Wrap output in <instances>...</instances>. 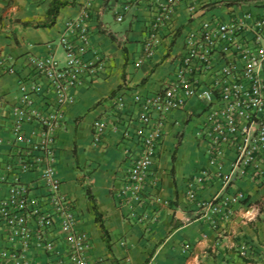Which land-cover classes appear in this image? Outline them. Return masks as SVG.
<instances>
[{
	"label": "built area",
	"instance_id": "1",
	"mask_svg": "<svg viewBox=\"0 0 264 264\" xmlns=\"http://www.w3.org/2000/svg\"><path fill=\"white\" fill-rule=\"evenodd\" d=\"M180 1L168 0L155 14L136 66L154 56ZM95 2L87 0L77 16L64 20L58 39L62 58L49 43L47 54L28 57L29 71L22 73L10 57L0 54V73L19 78L18 95L3 111L11 137H0V144L6 142L10 150L0 171V188L9 185L0 199V264H37L34 251L46 255V264H102V258L92 257L91 234L79 225L76 199L62 191L57 175L58 139L67 124V108L76 101L74 91L101 79L108 64V56L92 41ZM188 10L197 12L194 5ZM126 94L119 91L113 110L94 120L92 141L101 144L109 131L122 134L127 171L116 196L127 207V216L152 223L158 220V208L169 205L159 194L158 168L166 125L193 99L204 105L191 116L199 120L196 135L214 168L194 172L182 200L197 206L210 225L219 226L246 198L244 191L228 193V188L244 179L264 183V12L202 21L187 35L178 65L158 88L131 92L132 103ZM30 172L38 174L39 193L21 178ZM214 179L224 193L202 196L201 189ZM190 249L189 242L183 244L184 251Z\"/></svg>",
	"mask_w": 264,
	"mask_h": 264
},
{
	"label": "crops",
	"instance_id": "2",
	"mask_svg": "<svg viewBox=\"0 0 264 264\" xmlns=\"http://www.w3.org/2000/svg\"><path fill=\"white\" fill-rule=\"evenodd\" d=\"M54 0H0V54L10 57L19 72L29 71L31 54H47L52 43L57 55L63 51L58 39L64 20L79 14L87 0H68L51 25L48 19ZM168 0H96L90 20L94 47L108 56L102 78L76 89V101L67 108V124L58 139L57 175L62 191L76 199L79 225L93 238L94 259L102 264H264V183L240 180L228 193L244 191L246 198L234 207L233 216L219 226L210 225L197 206L181 198L190 176L203 167L214 168L196 135L199 120L192 113L200 100H191L183 110L172 114L166 125V137L159 157L160 196L169 201L158 208V220L140 222L127 216L116 192L122 187L127 164L121 142L122 134L109 131L101 144L92 141L94 120L113 110L114 96L127 91L148 93L158 88L178 65L189 32L202 21L218 18L228 21L245 11L264 12V0H181L176 4L173 22L162 31V43L154 56L141 66L135 62L143 52L144 41L156 13ZM129 5L124 11L123 7ZM194 5L196 14L188 8ZM123 13L119 21L118 15ZM92 53L87 55L88 58ZM18 75L0 73V137H11L9 120L3 111L18 95ZM176 121L179 123L176 124ZM9 146L0 144V171L9 158ZM233 155H230L232 158ZM24 182L41 192L37 173H24ZM9 189L0 188V199ZM94 196L105 230L97 222ZM221 194V183L214 179L201 189V195ZM139 211H142L140 209ZM107 232V233H106ZM107 234V235H106ZM4 236L0 231V241ZM191 244L190 251L183 244ZM245 246V249H243ZM37 264H46L42 251H34Z\"/></svg>",
	"mask_w": 264,
	"mask_h": 264
},
{
	"label": "trees",
	"instance_id": "3",
	"mask_svg": "<svg viewBox=\"0 0 264 264\" xmlns=\"http://www.w3.org/2000/svg\"><path fill=\"white\" fill-rule=\"evenodd\" d=\"M67 4H68V0H54L53 4L51 6V9L49 11L48 19L45 20L42 25L47 26V25H51L52 23H54L59 9L62 6L67 5ZM87 194H88L89 198L94 201V209H95V213H96L97 222H99L101 227L105 230L104 223L101 220V213L98 211L96 200H95L94 196L91 194L89 189L87 190Z\"/></svg>",
	"mask_w": 264,
	"mask_h": 264
},
{
	"label": "rangeland",
	"instance_id": "4",
	"mask_svg": "<svg viewBox=\"0 0 264 264\" xmlns=\"http://www.w3.org/2000/svg\"><path fill=\"white\" fill-rule=\"evenodd\" d=\"M194 107H195V109L201 108V101L200 102H197V104Z\"/></svg>",
	"mask_w": 264,
	"mask_h": 264
}]
</instances>
